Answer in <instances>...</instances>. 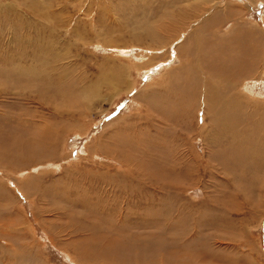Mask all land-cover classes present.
Listing matches in <instances>:
<instances>
[{"label":"rangeland","instance_id":"rangeland-1","mask_svg":"<svg viewBox=\"0 0 264 264\" xmlns=\"http://www.w3.org/2000/svg\"><path fill=\"white\" fill-rule=\"evenodd\" d=\"M225 10L230 14L221 15L216 33L227 36L226 44L243 41L264 50V0H0V72L21 78L0 76V147L31 126L29 134L61 133L38 158L14 157L20 149L0 152V226L9 227L4 235L0 229V264L25 244L23 254L29 251L41 264H99L97 251L104 255L101 264H264V149L243 157L231 152L222 164L218 156L211 159L216 147L207 143L201 113H193L187 127L174 123L181 117L173 108L163 113L165 123L156 116L147 123L138 98L162 86L158 71L168 60L162 56L148 70L143 64L170 50L175 56L173 45L152 47L157 40L151 44L149 29L158 25L163 42L169 35L186 39L208 15ZM31 68L38 77L19 74ZM259 74L246 82L251 97L242 82L234 83L248 96L242 101L261 107L250 109L251 143L263 141L262 133L255 136L264 120ZM148 138L157 141L154 151L145 146ZM159 141L168 162L178 152L185 166L164 165ZM180 170L190 176L177 182ZM164 172L168 179L157 177ZM163 185L173 197L170 206L189 218L174 241L155 232L163 235L156 241L150 230L131 226L148 219L145 209L158 210ZM20 230L25 238L17 241Z\"/></svg>","mask_w":264,"mask_h":264},{"label":"bare ground","instance_id":"bare-ground-1","mask_svg":"<svg viewBox=\"0 0 264 264\" xmlns=\"http://www.w3.org/2000/svg\"><path fill=\"white\" fill-rule=\"evenodd\" d=\"M214 9H218V8L215 7ZM229 14H230L229 11L225 10V12H219V13L215 12L214 15H211V16L208 15L207 17L209 18L205 20V22H203L199 27L196 28L195 34L187 35L186 39L181 38L185 34L183 35L181 34L182 36H180L179 34L180 38H177V39H174L175 37L169 35L163 42L162 40L158 39L159 37L157 35L159 31L162 32V29H160L159 27H156L158 25L152 26L154 30L149 29L148 35H147L149 41H151V44H153L152 42L155 39L157 40V42L154 41L156 44L154 43L155 46H152V47L153 48L157 47L158 50L163 51L165 50L166 47H169V46L171 49L173 45L175 46L174 47L175 56H173V51L171 52L170 50L167 52V53H170V56H168L165 52L159 57L157 56L152 57L153 60L158 59L159 61H152V62L148 61L145 64H143L145 65L144 69L148 70L151 68L153 69V67L156 64H160L159 62H163L162 56L164 57V59L168 60V62L164 61L163 64L165 65H160L162 68L161 70L158 71V75H159V73H161V71L163 70L162 71L163 73H161L162 76H160L161 81L163 82L162 86L153 87L145 91L142 94L140 93L139 97L138 95L136 96L141 100L140 103L141 104L143 103L144 109L146 111L145 114L147 115L146 116L147 121L145 120L147 123L153 121L154 116H156L160 124L165 123L167 120H162L161 117L164 115L163 113L166 111L167 108L169 109L173 108V110H175V112L179 114V117H181L179 121L177 120V118H175L174 123H177L179 125V122H180L184 126L187 125L186 124L187 119L191 118L193 113H196V116L199 113H201L202 114L201 116H203L202 120L205 122V125L202 128V130L205 128L207 132L209 131L208 133H210V136H211V139H209L210 141L209 140L208 141L206 140V141L207 143L214 142V146L216 147V151L214 154H212V157L211 155H208V157H211V159H214L218 156L222 158V161L224 162L222 164H225L226 161L228 162V160L230 161L232 157L229 155V153L231 152L236 153V155L237 154L242 155L241 157H243V155L244 156L254 155L257 151H259L260 148L264 149V120L258 124L259 127L261 128L260 132H257V133L254 132L255 136H257L259 133H262L263 141L261 139H258L257 142L254 141L253 143L249 141L246 142L248 138L250 137L252 130L255 128L250 123V120H254V119H251L253 118L252 117L253 115L250 118V109L253 108L257 111L261 107L258 108L255 105H253L252 107L251 105L253 103L245 102V101H242L241 99L242 96H245V95L247 96V94L249 93L255 94L252 89L253 86L251 87L250 85L246 84V82L254 81L255 79L254 80H251V79L257 73H260L258 76L260 78H261L260 76L261 74L264 75V50L259 51L257 47H253L254 44L247 45L245 44L246 42L244 43L243 41L241 42L236 41L237 43H239V44H235L236 48L235 46L233 48V42L228 41V44H226L227 36L225 37V35H218L216 31L218 30L220 26L221 27L223 26L220 24L221 15L227 16ZM195 18L196 16L194 17V19ZM209 26H210V30H209ZM157 29H158V32H156ZM169 37L170 39L168 43ZM180 39H184V41L179 42L180 44H175ZM192 43H195V47L194 45H192ZM240 43H243V44H240ZM174 62L177 64H172ZM171 65H174V66H171ZM167 66H170V67L166 69ZM32 70L33 68L19 69L20 71L19 74L21 76L30 75L29 76L30 78H33L35 76L38 77V73L33 72ZM9 71H10L9 69H6L5 72H2L3 76L5 74L11 77L14 81L21 79L19 78L18 74L16 75L12 71L11 72ZM69 72L66 75L68 82L70 80V79L68 80L69 74H71ZM2 73L0 72V76L2 75ZM3 79H5V77ZM237 82L243 83L242 87L244 88V91L247 94L246 93L241 94V92L235 91L236 88L234 87V83H237ZM71 85H72V81H71ZM155 88L156 89L160 88V92L155 91ZM256 95L259 96L258 94ZM158 98L159 99L162 98V100L157 105L156 102L158 100L156 101V99ZM191 111L192 113H190ZM261 116L264 117V111L261 112ZM196 118L197 117H195V121L197 125L199 120H197L198 118L197 119ZM150 127L151 126H149V132L151 133L153 129H150ZM33 130H34V126L28 127L26 131H23L21 133L19 138L13 139L11 141L9 147L1 146L0 152H3L8 149H15V150L20 149L21 153H19V155H15L14 157L17 156V157L23 158V155L26 154L31 159L33 155L36 154V157L38 158L37 155H40L41 157V154L43 155L48 147L53 146L52 144L54 142L56 143V139H57L56 137L61 136V133L59 132L53 134L48 131L47 132L40 131L39 133L32 132L31 134H29V131H33ZM200 130L201 129H199V131ZM201 131L197 133L198 136H200V138H206L207 133H206V136H204L203 135L204 131L203 132ZM186 132H189V130H187ZM233 136H236L237 138L235 139ZM157 139L159 140L160 137H158ZM0 141L2 143L5 142L4 140H0ZM156 142L157 141L151 142V140L148 138V143H145V146H147V148L148 146L149 147L152 146V150L154 151L155 148H154V144L152 143L156 144ZM164 143L165 142L159 141L163 154L166 153V151H163L165 149V148L163 149ZM251 148H254V152H253V149L251 150ZM168 154H169V151L167 149L166 155L165 154L162 155L163 160L166 161L164 162V165L168 164V168L173 167V166L175 167L176 165L180 169L181 166L182 167L185 166L183 164V157H181V155H179L178 152L177 154L175 152V155H173L175 161H172L171 159L170 162H168L167 160L168 158L166 157ZM235 157L234 159H236ZM150 159H154V158L151 157ZM124 167L126 169L128 168L126 164H124ZM167 174L169 173L164 172V173L157 175V177H159L160 179H168L170 175H167ZM189 176H190V172L187 173L184 170H182L181 176L177 175L175 179L177 182H180L182 178L188 179ZM151 183L159 184L158 181L156 180L152 181ZM165 188H166V185H163L159 188L161 189V191L160 190L159 191L164 194L163 195L164 197H162L164 199L158 201V204H157L159 206L158 210L153 211L151 208L145 209L142 213L145 215H148V219L146 221H143L141 219L138 222H136V224L131 225L134 228V230H139V229L150 230L151 232H153L152 236L156 239V241L157 239L161 240L163 238V235L159 236L158 233H155V232H162L163 234L166 233V235L169 236V238L172 239V241H174V234L177 233L179 230H182V228L186 229L187 219L189 220V218L187 217L186 218L182 217L183 215L179 216V208L177 209V208L172 207V205L170 206L172 202H169L167 199H171V198L173 199V197H170L168 193H165L166 191L165 192L163 191ZM21 192L24 193V191H21ZM126 216L127 215H125V217ZM12 221L14 222V220ZM1 225L2 226H0V229L3 227L4 224H1ZM8 228L9 227H5V228L3 227V229H1L2 230L1 233L3 232L7 234ZM21 231L22 230L19 231V235L17 236V241H20L23 238H25V234L24 235L20 234ZM187 233L189 232L185 231L183 234L186 236ZM147 234L149 233L147 232ZM112 241H114V239ZM156 241H153V242L155 243ZM110 242H111V239H110ZM130 244L133 245V243H130ZM157 244H160V243L158 242ZM17 248L19 250H16L14 254L8 251V255L10 254V257H11L10 258L11 262H8L6 264H41L40 261L36 259V256L32 255L29 251L25 255L23 254L22 250L24 251L28 250V246L26 244L24 246H20ZM127 248L129 249V247ZM77 251H80V250L73 248L72 252L76 254L78 253ZM97 254H99L98 255V257L100 258L99 261L102 262L101 258H103L104 255L101 254L100 251H97ZM85 258H88V255ZM100 262L99 264H101Z\"/></svg>","mask_w":264,"mask_h":264}]
</instances>
